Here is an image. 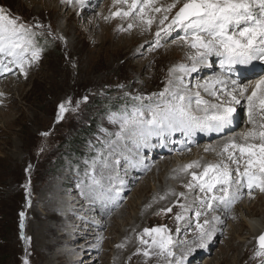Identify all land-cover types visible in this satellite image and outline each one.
I'll list each match as a JSON object with an SVG mask.
<instances>
[{"label":"rangeland","instance_id":"obj_1","mask_svg":"<svg viewBox=\"0 0 264 264\" xmlns=\"http://www.w3.org/2000/svg\"><path fill=\"white\" fill-rule=\"evenodd\" d=\"M164 1L165 0H159V3H163ZM109 2L111 3L109 4ZM63 4L64 3H61L60 0H0V6H4L6 12L10 10L13 16H19L25 22H39L44 26V34L38 37L39 45L43 49L42 57L38 62L28 68L27 76L21 75L19 69L16 68L13 70L14 75L5 74L0 76V79L7 80L8 78H13L20 84L22 83L20 91L19 88L18 91L14 90V86L12 85L8 86V89L2 84L5 86L2 89L9 90L10 93L12 91V97L8 98V101L5 103L3 102L5 101V94L3 93V96H0V264H23L25 257H27L29 264H47L48 261L52 260V254L54 252L61 250L63 252V250H65L60 243L58 246L55 245L52 247L53 249L50 248L45 252L43 251L45 254L44 257H40V253L36 252V250H38L37 244L35 239H32L34 238V229L30 228L28 221L32 223L35 221H33V216L30 214V208L37 207L36 196L39 195V191H41L48 181L52 180L57 186H59V183H63V187L59 186L57 189H62V194L68 195L72 193V188L82 190L87 186L89 187L93 175H95L97 179H100L97 173L100 169L104 170L102 168L104 167L105 161L111 155L109 154V150L112 149L111 145L115 141V137H117L116 133L120 132V122L118 118L123 115L125 111H131L133 106L139 103L134 100V97H147L151 96L153 93L162 91L169 79V69L171 67L173 68V66H177L175 63L179 61L178 59L183 61V58L176 57L170 61L161 60L160 50L158 48L152 49L153 42L149 40L146 46H144V50H154L153 53L155 56L152 58L153 61H146L141 67H127L126 56L114 55L113 57L110 50L106 51L107 46H99L98 41L101 42L105 34L110 31L111 33L108 32L107 34L114 42H117L123 38L121 36L122 33H130L134 27L140 24H134L136 26L129 29L127 25L129 21L123 20L124 18L121 16L114 17V20L112 17L105 20L104 17L110 16V12L116 11L117 7L121 8L119 4L113 5V0H98L95 4L87 1L86 6H93L96 9H93L94 11L90 15L95 16V19L96 16L98 18L102 17V23L96 26L89 23L90 16L84 17L81 15L80 11L85 9V6L80 7L76 5L73 6L72 4H70V6ZM120 6L126 10V5ZM122 23H124L125 26L123 25V27H120ZM113 28L119 33L116 35L112 34ZM121 28L125 31L123 32ZM49 29L53 33V36L47 35ZM78 30H81L82 36L78 34ZM90 30L92 32H90ZM178 31L179 30L173 31V34ZM179 32V36L183 35V32ZM91 34H93V37L90 36ZM176 35L177 34H170L166 37V43L169 45L173 42ZM54 36H63L66 38L64 41H60L54 39ZM179 36L175 40L182 45L183 43L179 40ZM141 47L142 46L135 48L136 55L132 57L134 60L148 58V53H145V51L143 52V50L139 51ZM187 50L189 51L188 48ZM144 59L142 61H144ZM90 68L92 69L90 70ZM203 71L202 77H204V73H214V75L218 73L217 70L206 72L204 69ZM48 74L50 76H48ZM227 76L230 77V75ZM203 79L206 80L207 75ZM194 82L197 84L199 80L193 78L190 74L184 77V83L186 85L190 87L195 86ZM193 91H195L194 87ZM85 96H87L86 101L83 100ZM204 98L211 99V97L206 94H204ZM67 100H71L72 102L70 108H76V102L80 101L79 107L76 108L75 111L66 112L63 119L57 123L56 113L58 105ZM146 102L147 101H145V103ZM240 106L241 108H239ZM240 106H237V110H239L237 113L240 118L236 116L234 120L236 121V125L232 127V133L238 130L241 131L244 126L246 129L249 127V125L246 124L247 118L244 115V106L243 104ZM92 116L95 117L97 127L91 130L93 134L91 135L90 131V135L88 136V133L83 128ZM231 131L226 134L223 133V135L218 137L228 136L231 134ZM44 132H48L49 135L42 136L41 133ZM212 141L201 144L204 149H206V147L210 146ZM41 148L43 151H41ZM205 152L206 151L201 152L200 155L206 163H213L216 161H213V158L217 160L220 159L217 155L210 154V152H213L211 150ZM170 156H173L172 152H170ZM192 156H194V154L189 153L183 158L184 160H188ZM140 157L142 158L143 154L140 155ZM110 159H112V161L115 160L114 157ZM156 159L157 158L151 159L149 163H152L153 160ZM161 159L163 160L162 157L158 160ZM133 162L132 160V163ZM29 165H31L30 171L26 172L25 169L28 168ZM113 165L114 173L122 169L119 160L113 161L112 169ZM109 169L111 168H108V170ZM148 173L149 171L145 174L137 173L141 178L138 177L134 179L133 176L136 174L132 173L131 181L123 180L125 188L123 189L124 191H120L119 202L108 209L109 214L107 217L111 218L113 212L117 211V209L122 208L124 210L123 217L118 219L120 222H123L122 226H120V232H123L127 227V221H129V223L134 221L135 214L139 212L141 204L150 196L151 191L155 190V186L159 185L158 181L154 183L155 185H152L154 181H152L151 178H147V176L150 175ZM145 178L147 179L145 180ZM113 179L107 181L108 186H112L107 189L113 190L112 188L117 189L119 187L110 183L114 181ZM100 180L101 187L104 189L105 186H102V179ZM26 184L28 185L29 192L27 197L25 191ZM139 185H145L148 188V193L136 195L135 191ZM179 186H181V184ZM174 190L177 192L176 185H174ZM246 190V188L241 190L240 198L231 206L232 213L237 212L239 214L240 210H238V208L246 206L247 203L244 201L247 197V195L244 197V194H246L244 192ZM254 190L256 193L249 198L252 200L250 204L253 205L252 208L256 207V210H259L260 214L256 218L262 221L264 220V212L261 211H264V205H261L260 202L264 200V193L259 192L257 189ZM196 192H189V194H186L188 200L192 194V201L195 199L196 195H200L198 190H196ZM115 193L117 196L118 193ZM58 196L62 197L60 194ZM29 200L31 201L30 205L28 203ZM180 202H184V200L181 198ZM175 203L176 200L172 201L167 206L164 205L154 210L146 217L142 225L143 229L146 227L151 228L159 225H166L171 229L172 235L178 244L184 241L187 236V239H191L192 232L190 233V230H194L196 224L194 210L190 211L187 214L186 220L181 222L182 225L180 224L181 228L184 222L186 223L189 221L184 232L182 229L180 232H176L177 225L174 221V213L180 210L178 207L174 208L173 213L164 214L161 212L162 208L171 207ZM22 211L25 213L23 229V236L25 239H21L19 214ZM78 212H81V216L85 214L86 218H90L84 221V224L88 227L91 225L92 227L100 226L98 223L93 222L96 219V216H92L94 212H85L82 209H78ZM247 213L246 211L244 215L245 218H248ZM238 216L240 215L232 216L233 218L228 220L223 218L222 225H218L220 230L219 240L211 244L210 248L212 250L208 252L206 250L208 247L205 250L197 249L189 256L190 258L186 260L187 262L185 264H217L219 257L222 255L227 259L226 262L222 264H264V257L255 256V252L257 251L256 238L260 234L253 242L245 226L243 227L241 225V227L244 228L243 231H236L237 227H240V224L244 222V218L242 219V217ZM65 221L66 220L55 222V236L62 234ZM115 224L116 223L111 220L109 227H100L97 230V234L94 235L84 233V230H87L86 227H84L85 229L79 227L80 229H84V232H77L75 235H72L68 243L70 245L68 248L73 254L63 259H58L56 263L115 264L114 254L117 249L115 236H118L119 233L116 231L118 226H114ZM76 229L78 228H75L74 231ZM187 230L189 231L187 232ZM90 232L94 233L93 230H90ZM104 232H108V236H106V234L102 240L101 238L104 236ZM262 233H264V230ZM61 237L62 240L65 239L64 236ZM145 239H149L150 241V237H145ZM135 240L136 246L134 251L130 255L124 256L126 259H122L120 264H161L162 261L165 260L162 256L152 255L150 257H144L142 253L135 254L138 248L143 249L147 247L141 245L137 238ZM31 241L34 243L31 244ZM103 241H106L105 248L103 246L104 243L101 246ZM76 244L79 245L77 246ZM90 247L95 248L89 249ZM179 248L180 247L177 246L174 249L176 254ZM85 251H89V254L92 255L82 259V256L79 257V255L81 252ZM207 257L209 258L208 261H206ZM61 260L63 262H60ZM86 260L92 261L87 262ZM93 260H95V262H93ZM165 264H167V261Z\"/></svg>","mask_w":264,"mask_h":264},{"label":"snow or ice","instance_id":"obj_2","mask_svg":"<svg viewBox=\"0 0 264 264\" xmlns=\"http://www.w3.org/2000/svg\"><path fill=\"white\" fill-rule=\"evenodd\" d=\"M61 3L83 7L85 0H61ZM117 4L126 5V10L117 8L110 12V16H105V20L116 16L133 17L145 30H151L156 24L153 49L163 38L179 30L183 32L179 40L190 50V66L179 64L170 68L168 82L162 91L147 97H134L139 103L118 118L120 132L116 133L117 137L130 132L146 140L149 136L176 130L222 133L233 124L237 106L241 104L249 125L245 131L226 137L218 150L205 149L206 152L214 151L220 157L218 162L201 165L199 161H192L179 169V172L190 176L184 188L200 193L191 203L185 192L169 190L160 197L161 200L168 195L176 197L173 206L161 209L164 214L173 213L175 207L180 209L174 213L176 232H180L181 222L195 208L196 224L191 239L186 238L178 244L166 225L146 227L137 236L140 244L147 247L138 248L135 254L162 256L167 264H185L197 249H206L213 242L219 231L217 225L223 223L220 215L215 214L219 208L229 211L244 188L249 197L254 189L264 193V77L257 79L251 88L237 80H232L229 86L222 75L192 87L184 83V75L196 72L198 66L211 56L219 57L221 69L229 72L236 66H246L256 60L264 62V0H171L166 4H160L159 0H113V5ZM134 26L128 24L129 29ZM43 28L41 23L25 22L0 6V76L12 73L14 68L27 76L28 68L42 57L43 49L38 37L44 34ZM47 35L53 36L50 29ZM53 38L65 39L63 36ZM201 89L211 99H205ZM83 100L86 101L87 96ZM71 103L67 100L58 105L57 123L66 112L75 111L80 101L76 102V108H70ZM30 168L31 165L25 171H30ZM201 168L199 172L193 170ZM91 184L101 186V180L93 175ZM25 191L27 197V184ZM181 198L184 202H180ZM28 203L30 205L31 201ZM19 215L21 239H25V213L22 211ZM201 217H204L202 222ZM145 237H150V241ZM177 246L181 248L179 255L174 251ZM116 247L123 248L125 244H117ZM256 247L255 256L264 257V233L256 238ZM23 264H29L27 257Z\"/></svg>","mask_w":264,"mask_h":264},{"label":"bare ground","instance_id":"obj_3","mask_svg":"<svg viewBox=\"0 0 264 264\" xmlns=\"http://www.w3.org/2000/svg\"><path fill=\"white\" fill-rule=\"evenodd\" d=\"M85 1H86L84 4L85 9L80 11L81 15L84 17L90 16L89 17V19H90L89 23L92 24L93 26H96L97 24H101L102 23L101 22L102 17L98 18L96 16V19H95V16L90 15L96 9L93 6H89V7L86 6L87 1L89 3L91 2L92 4L93 3L95 4L98 0H85ZM170 1L171 0H165L163 3L160 2V4H166ZM110 3L111 2H109V4ZM65 5L70 6V4H65ZM72 5L74 6L75 4L73 3ZM119 7L122 8V6H120V4H119ZM96 8H97V6H96ZM100 13H101V11H100ZM70 16H72V15H70ZM123 20L129 21V23H133V24H137V25L139 24V21L133 17L124 18ZM123 25L125 26V24L122 23V26H120V27H123ZM107 26H109V25H107ZM121 29L123 32L125 31V30H123V28H121ZM156 29H157L156 24H154L153 27L151 28V30H149V31L145 30L142 26L138 25V26L134 27L130 33H128V32L125 33V34L131 35V36H126L124 33H122L121 36L123 38L117 42H114L111 39V37L107 34L108 32H110V31H108L105 34L104 39H101V42L98 41V45L99 46L106 45L107 46V47L105 46L106 51L110 50L113 57H114V55L115 56H119V55L126 56L127 67H141V65L145 64L146 61H149V62L153 61L152 58L155 56V54L153 53L154 50H152L153 48L150 50L149 49L144 50V48H145L144 46H146V44L149 40L154 43V41H155V35L154 34H155ZM81 30H78V34H80V35L82 33ZM90 32H92V31L90 30ZM118 33L119 32L116 29L112 30V34L116 35ZM179 33H180L179 31L177 33H175V34H177L175 36V39L179 36ZM93 34H91L90 36L93 37ZM175 34H173V32L171 33V35H175ZM175 39L169 45L165 41L166 38H163L161 40L160 45L158 47H156L160 50L159 51L161 53L160 59L165 60V61H170L174 57L183 58V61H180V59H178L179 61L178 60H176V61H178L179 63L178 62L177 63L173 62V63H175L176 65L189 64V66H190V62L188 61V55H190V50L188 51L186 46H184L183 44L182 45L179 44V42ZM87 40H88V38H87ZM79 46H81V45H79ZM140 46H142V47L139 51L143 50V52L145 51V53H148L147 54L148 58H146V59L143 58L144 61H142L143 59L134 60L132 58L136 55V49L135 48L140 47ZM70 47H71V42H70ZM70 50H72V49H70ZM83 55H84V53H83ZM91 69L92 68H90V70ZM204 69L206 72L207 71L212 72V71L217 70L218 73L216 72L217 73L216 75H214V73H212V74L204 73L203 74L204 77L207 75V79L204 80L203 79L204 77H202V73L204 72L203 71ZM53 71H54V69H53ZM8 74L14 75V72L8 73ZM177 75H180V74L177 73ZM190 75H192L193 78H197L199 80L198 83H200V84L202 83L203 80H204L203 81V83H204L205 81H210L213 77H215L217 75H222L228 81L229 86L231 85L232 80H237L238 82L248 84L249 87L251 88L252 86H254V83L257 79L264 77V62H262L260 60H256V61H253L251 64L246 65V66H236V68L233 71L229 72L226 69H224V70L221 69L219 57L211 56L208 58V61L206 63L199 65L198 70L196 72L190 73ZM227 75H230V77ZM48 76H50V75L48 74ZM185 76L186 75H184V77ZM2 84L5 85L6 88H8V86L12 85V86H14V90H16V91H18V88L20 91L21 86H22V83L20 84L19 82H17L13 78H8L7 80L0 79V92L5 94V98H4L5 101H3L5 103L8 101V98L12 97V91L10 93L9 90L2 89L3 87H5ZM115 84H116V82H115ZM194 84H195V82H194ZM201 94L203 96L205 94L202 89H201ZM239 108H241V106ZM237 111H239V110H237ZM237 116H238L237 118H240L238 113H237ZM235 125H236V121H233V124L228 129H225V131L222 133H217L214 131H212V132L200 131V130H194L191 133H186L183 130H176V131H165L161 135H152V136L147 137L146 140L142 139L139 135L132 134L130 132H124L121 134L120 137H115V141L111 145L112 149L109 150V152H110L109 154H111V155L105 161L104 167L102 168L104 170L100 169L99 172L97 173V175L100 176V179H102V186H105L104 189L112 187V186H108L107 181L109 179L111 180L113 178H114L113 179L114 181L110 182V183L119 186L117 189L112 188L113 190H110V189L104 190V189H102L101 186H93L92 184H90L89 187L87 186V187L83 188L82 190H80L78 188H76V189L72 188V191H71L72 193H69L68 195H64V194H62V191H61L62 189H59V190L57 189V187H59V186L63 187V183H59V186H57L51 180V181H48L46 183V185L41 189V191H39L40 192L39 195L36 196L37 197V207H31L30 208V214L33 216V221L34 220L35 221L33 223L31 221L30 222L28 221L30 228L34 229V231H33L34 238H32V239H35V242L37 244L38 250H36V252L40 253V257H44L45 251L49 250L50 248L54 247L55 245L58 246L61 243V245H63L62 247H64L65 250H63V252H62V250L58 251V252H54L52 254V260L47 262V264H59V263H56V261L58 259H63L65 257L73 254V252H71V250L68 248V246H70L68 243H69L70 237L72 235H75L77 232H84V231H85L84 233H89V234H93V235L97 234V232H98L97 230L100 227H102V226L103 227H106V226L109 227V224L112 220L113 222L116 223L114 226H118L116 231L119 232L118 236H115V242L117 244H121V243L125 244V247L117 248L116 252L114 254V259H115L114 263L120 264L122 259L123 260L126 259V257H124V256L130 255L134 251L135 246H136V240L135 239L137 238V236L140 233H142V231H143L142 225H143L144 221L146 220V217L148 215H150L154 210L161 208L164 205L167 206L172 201L176 200V198H174L175 196H171V195H168L163 200H161L160 197L164 196L165 193L169 192V190H172L175 192L174 185H176V187H177L176 193L185 192L186 194H189L188 190L186 188H184L183 185L190 179V176L185 174V173L179 172V169L183 165H185L189 162H192V161H199L201 163V165L205 164L206 162H204L203 157L200 155L201 152L205 151V149L201 143H205V142H209V141L213 140L212 143L210 144V146L206 147V148L218 150L219 147L224 142V140L226 139V137H228L230 135L238 134V133L246 130V128L244 126V128L241 131L238 130V131H235L232 133V131H231L232 127H235ZM230 131H231L230 135L225 136V137H221V138L218 137V136L223 135V133L226 134ZM170 152L173 153V156H170ZM189 153L194 154V156L190 157L188 160L185 159L186 160L185 161L184 158ZM142 154H143V157L141 158L140 155H142ZM210 154L216 155V153L214 151L212 153L210 152ZM111 157L115 158V160H113L114 162L116 160L120 161V164L122 165L121 166L122 169H120L119 172L116 171L114 173V165H113V169H112L113 161H112V159H110ZM161 157L163 158V160L162 159H161L162 161L158 160ZM154 158H157V159L153 160L152 163H149V161L151 159H154ZM131 159L134 161L133 163H132ZM214 160H216V161H214ZM213 161H214L213 163H216L219 160H217L216 158H213ZM109 163H110V166H109ZM108 168H111V169L108 170ZM193 170L199 172L202 170V168L201 169H193ZM148 171H149L148 174H150V175H148L147 178L148 179L151 178L152 181H154L152 185H155L154 183L156 181L159 182V185L155 186V190H152L150 196H148V198L141 204V207H139V212L135 214L134 221L132 223H129V221H127V223H126L127 227L125 228V230L123 232H120V226H122L123 222H120L118 219L120 217H123V211L124 210L122 208L117 209V211L113 212L112 218H111V217H107L109 214L108 209L113 207L116 203L119 202L118 200L120 198V191H124L123 189L125 188L124 187L125 184L124 183L121 184V181H123V180L124 181H126V180L131 181L132 180V177H131L132 173L136 174L133 176V179L138 178V177L141 178V176H139L137 173L145 174ZM190 171H192V170H190ZM147 178H145V180ZM43 182H45V181H43ZM180 184H181V186H179ZM117 190H118V194L116 196L115 192H117ZM135 190H136V188H135ZM149 191H150V189H149ZM145 193L146 194L148 193V188L145 185L137 186V190L135 191L136 195L137 194L141 195V194H145ZM244 193H246V194H244V197H246L245 195H247V197L244 199V201H246L247 204H246V206L238 208V210H240L239 214L237 212L232 213V208L227 212H225V210L223 208H219L215 214L221 215L222 220H224V219L228 220V219L233 218L235 215H240L238 217H242V219L244 218L243 219L244 222L240 224V227H237L236 231H238V232L243 231V229H244L243 227L245 226L247 228V232L250 233V238H252L253 242H254L255 241L254 239L259 234H261L264 230V220L260 221L259 219L256 218L260 214V212H259V210H256V207L252 208L253 205L250 204V202H252V200L249 199L250 197L248 195V191L246 190ZM255 193H256V191L254 190L252 193V196H254ZM59 194L62 195V197L58 196ZM192 196H193V194L191 195V197ZM191 197L188 200L189 203L192 202ZM260 204L264 205V200H261ZM78 209H82L85 212H87V211L94 212L92 216L93 217L96 216V219L93 222L98 223L100 226L92 227V225H91L90 227H88L86 224H84V221H86V219H90V218H86L85 214H84V216H81V212H78ZM192 210L195 211L194 208ZM246 211L248 212L247 213L248 218L244 217ZM261 212H264V211H261ZM92 216H89V217H92ZM203 219H204V217H201V222ZM63 220L67 221V222L66 221L64 222L65 225L63 227L64 229H62L63 232H62V234H58V236H55V233H54V226L55 225L54 224H56L55 223L56 221H63ZM187 222L186 223L184 222V225L181 227L183 232H184V229L187 228V226L189 224V221H187ZM195 222H196V220H195ZM220 225H222V224H220ZM241 225L243 227H241ZM79 227L80 228L86 227L87 230H84L85 228L80 229ZM217 227L219 229L218 225H217ZM75 228H78V229H76L74 231ZM28 229H29V226H28ZM102 229H104V228H102ZM90 230H93L94 233L90 232ZM188 231L189 230H187V232ZM219 231L213 237L212 243H215V241L219 240V237H220ZM73 232H75V233H73ZM191 232H193V230H190V233ZM105 235L108 236V232H106V233L104 232V236H102V238H101L102 240L105 237ZM230 235H232V234H230ZM61 236H64L65 239L62 240ZM186 238H188V236ZM31 242H32L31 244L34 243L33 241H31ZM105 242L106 241H103L101 244V246H102L104 243V245H103L104 248H105ZM212 243H210L208 245V249H206L208 252H210L212 250L210 248ZM76 245L78 246L79 244H76ZM90 246H92V245H90ZM92 248H95V247H90L89 249H92ZM203 250H205V249H203ZM180 252H181V248H179L177 255H179ZM89 255H92V254H89V251H85V252H81L79 257L82 256V259H84ZM189 258L190 257H188V259ZM208 260H209V258L207 257L206 261H208ZM226 260L227 259L222 255L221 257H219L217 264L225 263ZM86 261L90 262L92 260H86ZM60 262H63V261L61 260ZM93 262H95V260H93ZM186 262L187 261H185V263ZM163 263L165 264L166 260H163L161 264H163Z\"/></svg>","mask_w":264,"mask_h":264},{"label":"trees","instance_id":"obj_4","mask_svg":"<svg viewBox=\"0 0 264 264\" xmlns=\"http://www.w3.org/2000/svg\"><path fill=\"white\" fill-rule=\"evenodd\" d=\"M97 126H96V120H95V117L94 116H92L91 118H90V120L86 123V125H84V130L88 133V136L91 134H93L92 133V131L91 130H93V129H95ZM90 131H91V133H90ZM90 133V134H89Z\"/></svg>","mask_w":264,"mask_h":264}]
</instances>
